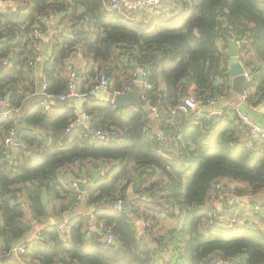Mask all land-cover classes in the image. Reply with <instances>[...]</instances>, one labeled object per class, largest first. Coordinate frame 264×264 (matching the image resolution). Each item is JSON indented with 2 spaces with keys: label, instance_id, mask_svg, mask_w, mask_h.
I'll return each mask as SVG.
<instances>
[{
  "label": "trees",
  "instance_id": "1",
  "mask_svg": "<svg viewBox=\"0 0 264 264\" xmlns=\"http://www.w3.org/2000/svg\"><path fill=\"white\" fill-rule=\"evenodd\" d=\"M110 1L0 0V63L8 62L0 68V113L9 110L0 116V264H264V208L233 206L229 217L261 225L223 228L208 204L227 196L216 188L225 180L241 185L229 190L234 196L264 191V144L244 141L234 112L221 110L213 121L184 106L191 86L203 103L229 96L233 37L246 41L239 58L250 70L245 102L264 104V0H161L149 19L111 10ZM136 67H145L143 103L156 115L103 100L85 104L90 126L113 133L105 142L83 127L66 133L79 118L71 102H55L50 112L39 106L44 95L67 94L71 74L81 75V94L101 79L117 92ZM11 129L19 142L13 155L4 143ZM93 175L84 192L72 188ZM119 201L135 219L112 209ZM66 216L63 232L57 225ZM31 221L44 228L18 262L12 249Z\"/></svg>",
  "mask_w": 264,
  "mask_h": 264
},
{
  "label": "built area",
  "instance_id": "2",
  "mask_svg": "<svg viewBox=\"0 0 264 264\" xmlns=\"http://www.w3.org/2000/svg\"><path fill=\"white\" fill-rule=\"evenodd\" d=\"M160 2L161 0H111L109 4V8L111 10H118L121 12L143 13L148 10L153 11L156 7L160 5ZM10 7L12 10H15L16 8L14 3H10ZM50 19H52V16H50L49 18H46L45 21L48 22L50 21ZM33 37L35 39L43 40L41 34L38 31H35L33 33ZM232 41H234L237 47L239 48L240 54L237 59L239 60L241 66L244 69V77L249 79L250 70L248 67H246L243 61L239 59L241 55V49L246 44V41L238 40L235 37L232 38ZM41 45L42 43L40 41L36 42L34 48L36 50H39L41 48ZM7 65H8V62L4 60L2 64L0 63V68L2 66L6 67ZM32 65L33 64L31 63L30 66ZM140 68H141V75L143 76V82H142L141 87H143L144 89H150V86L145 81L146 79L145 67H140ZM76 82H77L76 76L74 74H71V84H70L69 92L65 95H61L58 97L44 95L43 99L39 103V106L43 108L46 112H50L52 105L55 102H71L72 103L73 99L81 100V99H85L88 95H96L101 91H108V87H107L108 81L105 79H101V81L95 87L91 89L89 94H81L80 91L76 93L75 90H76V87H78L76 85ZM136 85H137V75L133 74L131 79L125 84V86H123L119 91L113 93L112 95L113 96L124 95L132 91L136 87ZM41 89L45 92V82L44 81H43V85ZM184 106H185V109L189 111L190 113H192L193 115H198L199 117H207L209 119H212L213 121H216L217 117L221 115V111L218 108V99H212L206 103H203L201 101L195 100L194 97H186L184 100ZM0 107H6V106L2 102L0 103ZM150 110L156 115V109L150 108ZM235 115H236L238 123L240 124L242 130L244 131V134H243L244 141L248 143L264 144V129L260 125L253 122L251 118L244 113L235 111ZM0 116L7 118L9 116V110H4L3 112L0 113ZM79 127H83L85 135L93 141L105 142L108 139H110L113 135V133L111 132H103L100 130L93 129L89 124V118L84 117L82 115L78 118V121H76L74 124H72L68 128L66 133H74ZM15 135H16V131L14 129L9 130L5 138V141H4L11 155H13L15 150L19 147V142L16 139ZM160 136L162 139H164L162 135ZM225 181H229V180H225ZM71 186L75 190L80 191L79 189L80 183L78 181L72 182ZM223 186L224 185L222 182V183L217 184L216 188L222 189ZM225 188L226 187H224L223 189ZM225 198H226L225 193L223 192L219 193L218 199L222 200ZM123 203L124 202L119 201L116 204H113L112 209L114 211L122 212ZM206 207H208V205ZM209 207H212V206H209ZM262 209L263 208L261 207V205H256L254 207V210L256 212H260L262 211ZM227 214H228V211H226L225 209L223 211H219V213L217 214H212V216H213V219L218 223V225L223 228H233L235 225H242V224H247L250 226L251 225H258V226L261 225V223L252 216L229 217ZM89 216L90 218L94 220L95 227L98 226L99 233L105 234L107 243L112 244L113 237L108 233L107 230H105L102 224H99L95 221L93 214H89ZM30 219L31 218L28 217L27 220H30ZM31 225H32L31 227L32 229L34 226L37 225V223L35 221H31ZM66 226H67V219L64 218V220L58 223L57 228L60 231L64 232L66 230ZM140 226L144 228L145 224L143 222H140ZM29 243L30 242L28 241L22 242L12 249L13 258H16L18 262H21V257L25 255L27 251V245Z\"/></svg>",
  "mask_w": 264,
  "mask_h": 264
},
{
  "label": "crops",
  "instance_id": "3",
  "mask_svg": "<svg viewBox=\"0 0 264 264\" xmlns=\"http://www.w3.org/2000/svg\"><path fill=\"white\" fill-rule=\"evenodd\" d=\"M153 12L154 11H152V10H148L146 12L141 13L140 15H146L143 18L144 19H149L154 14ZM44 41H47V40L44 39ZM138 68L139 67H136L135 68V74L137 75V78H138V75H139L138 72H137V69ZM121 76L122 75L119 74V77H121ZM230 82H231V79H230ZM76 85L78 86L79 83L76 82ZM112 86H113V83H112ZM141 86H142V83H140L138 81V79H137V85H136V87L134 89H137V88H141L142 89ZM195 91H196V88L194 86H191V88L189 89L188 97H194ZM113 93H115V92H109V94H111V97L113 96L112 95ZM244 98L239 97L240 103L237 106H235V103L238 100V96L231 91V93L229 94V96L227 98L221 99L219 101L218 108H219L220 111L221 110H223V111L226 110L227 113L230 114V115L232 114V112L235 113V111H239L241 113H244V114L248 115L253 122H255L256 124L260 125L264 129V104L263 105H260L257 108H252V107H249L247 105V103L245 102V99ZM78 115L80 117L82 114H78ZM221 115H222V111H221ZM109 168H110L109 166H105L104 167V170L102 169V171L103 172H106V171L109 170ZM95 177H96V175H93L92 177L89 178V180H83V181H81L79 183L84 188L87 187V186H92V185H94V181H95L94 178ZM223 185L224 186L222 187V189L224 187H226L225 189L227 190V196H226V198L220 200L217 197L215 199L208 200L209 206H212L216 210H219V211H223V210L226 209V211H228V212H229V210H232L231 208L233 206H235L237 208V211L238 210L245 209V208H248L249 205H252V204H254V206L261 205V207L264 208V191L261 192L260 194H257V195H249V194L246 195L245 194V195H242V196H234L231 192H229V190L231 191V190H233L236 187H240L241 185L240 184H237L235 182L233 183L231 181H223ZM84 214H86V215L87 214H92V212H89V211L86 212L85 211ZM26 217L28 219L29 216L27 215ZM65 218L67 219L68 217L66 216ZM43 228H44V226H41V225L40 226L39 225L34 226L26 234V236L23 238V240L21 241V243L22 242H25V241H28V242L32 241L34 238L37 237L38 233Z\"/></svg>",
  "mask_w": 264,
  "mask_h": 264
},
{
  "label": "water",
  "instance_id": "4",
  "mask_svg": "<svg viewBox=\"0 0 264 264\" xmlns=\"http://www.w3.org/2000/svg\"><path fill=\"white\" fill-rule=\"evenodd\" d=\"M63 32L64 29H61V33ZM227 54L230 58L229 61L230 68L228 71V75L231 79V91L238 96V100L235 103V106H237L240 103L239 97L242 98L245 97L250 80L244 77V69L241 66L239 60L237 59L240 54V51L234 41L228 43ZM137 72L139 74L137 79L140 83H142L143 76L141 75L140 67L137 69ZM80 76L81 75L79 73L76 74V78H80ZM78 91H79V87H76L75 92L78 93ZM38 92L40 94L44 93V91L41 89V86ZM142 97L143 94L141 88L134 89L124 95H117L112 97L108 91H101L96 95H88L85 99H81V100L73 99L72 107L78 114H82V108L85 104L90 103L91 101L94 100H103L106 102H110L117 109H124L127 107H141L144 111L149 112L150 111L149 106L143 103ZM79 189L81 192H84L83 186L80 185ZM122 212L129 215L132 219H135V215L132 213L128 203H123ZM86 216L87 218L90 217L89 214H87Z\"/></svg>",
  "mask_w": 264,
  "mask_h": 264
},
{
  "label": "rangeland",
  "instance_id": "5",
  "mask_svg": "<svg viewBox=\"0 0 264 264\" xmlns=\"http://www.w3.org/2000/svg\"><path fill=\"white\" fill-rule=\"evenodd\" d=\"M42 85H43V84H41V88H42ZM43 94H44V93H43ZM236 264H237V263H236Z\"/></svg>",
  "mask_w": 264,
  "mask_h": 264
}]
</instances>
